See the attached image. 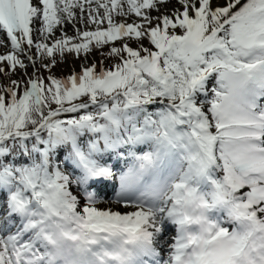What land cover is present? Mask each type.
I'll return each instance as SVG.
<instances>
[{
    "label": "snow or ice",
    "instance_id": "6c2138e0",
    "mask_svg": "<svg viewBox=\"0 0 264 264\" xmlns=\"http://www.w3.org/2000/svg\"><path fill=\"white\" fill-rule=\"evenodd\" d=\"M0 264H264V0H0Z\"/></svg>",
    "mask_w": 264,
    "mask_h": 264
},
{
    "label": "rangeland",
    "instance_id": "374dc122",
    "mask_svg": "<svg viewBox=\"0 0 264 264\" xmlns=\"http://www.w3.org/2000/svg\"><path fill=\"white\" fill-rule=\"evenodd\" d=\"M91 62V61H89ZM75 67L77 70H79V61H73L71 57H69L68 63L60 68L56 69V74L59 75H67L70 74L69 70ZM18 78V77H16Z\"/></svg>",
    "mask_w": 264,
    "mask_h": 264
}]
</instances>
